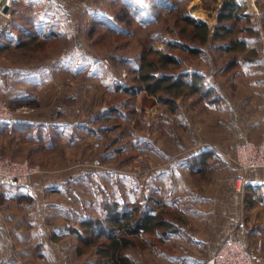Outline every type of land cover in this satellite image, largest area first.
I'll list each match as a JSON object with an SVG mask.
<instances>
[{
    "label": "rangeland",
    "instance_id": "374dc122",
    "mask_svg": "<svg viewBox=\"0 0 264 264\" xmlns=\"http://www.w3.org/2000/svg\"><path fill=\"white\" fill-rule=\"evenodd\" d=\"M159 1L163 0H20L15 5L11 15L19 29L35 31L36 40L45 31L56 35L0 51V99L14 110L28 108L11 122H29L33 129V139L1 131L0 156L37 169L21 188L29 187L34 178L57 183L61 232L48 233L43 224L13 234L14 242L3 252L4 264L94 261V253L76 254L70 227L87 213L103 216L106 200L155 204L156 211L164 208L173 215L175 231L162 239L158 234L140 236L145 244L130 251L134 264L207 258L212 241L199 242L208 239L204 229L196 231L188 223L191 211L209 206L189 201L194 197H222L232 226L247 224L246 181L254 170L245 172L236 164V146L250 139L246 115L241 117L240 110L245 111L253 84L264 83V0H235L242 6L239 12L247 15L237 27L250 24L255 30L252 35L239 33L248 35L247 47L256 53L253 59L239 53L238 65L224 72L230 56L215 47L218 38L210 39L195 57L180 53L186 67L205 73L206 84L219 95L217 101L204 104L194 102L195 96L179 98L177 110L170 112L139 93L132 98L133 112L120 103L129 97L121 87L133 84V70L145 48H165L171 35L167 28L173 25L169 5L203 19L212 32L223 4V0H164L165 7ZM113 107L119 111L111 112ZM205 150L212 152L191 169ZM262 222L250 221L256 235L245 242L252 247L261 240L259 261L264 256ZM230 233L235 236L232 230L222 238Z\"/></svg>",
    "mask_w": 264,
    "mask_h": 264
},
{
    "label": "trees",
    "instance_id": "16d2710c",
    "mask_svg": "<svg viewBox=\"0 0 264 264\" xmlns=\"http://www.w3.org/2000/svg\"><path fill=\"white\" fill-rule=\"evenodd\" d=\"M159 3L166 7L164 0ZM169 6L167 13H170L173 25L167 28L171 35L166 39L165 48L158 49L153 46L145 48L139 55L138 66L133 70V84L120 86L129 96L120 103L130 111H135L132 98L139 93L152 104L157 102L164 104L166 110L170 112L177 110L179 98L195 96L194 102L204 104L217 101L219 95L214 86L206 84L205 73L186 67L180 55L185 53L186 56H197L203 52V47L210 39L218 38L220 42L215 47L230 56L222 67L224 72L238 65L237 54L243 53L247 60L253 59L256 55L255 51L247 47V36L252 35L255 30L250 24L237 27V22L247 15L239 12L242 6L235 0H223L218 23L212 32L203 19L191 16L178 6L173 7L171 4ZM15 10L16 6L11 12ZM17 26L12 15L6 22H0V51L18 49L30 42H44L46 38L56 35L45 31L43 37L36 40L35 31L26 27L25 30L19 29ZM14 29H18V33H14ZM243 31L248 35H239ZM112 111H119V108L113 107ZM31 128L29 122L14 124L0 121V132L9 129L11 132H19L32 138ZM211 152L212 150H205L199 154L190 164V168L197 166L194 164L196 162L198 164L204 162L205 157ZM247 193L249 195L250 191ZM101 210L103 216L87 213L79 219L76 226L70 227L71 233L76 236V254L94 253L96 256L94 261H85L83 264H134L130 251L142 246V243L145 244L141 235L158 234L162 239L177 229L171 219L173 215L171 216L164 208L156 211L155 204H130L106 200L102 202ZM38 251L42 256L40 250Z\"/></svg>",
    "mask_w": 264,
    "mask_h": 264
},
{
    "label": "crops",
    "instance_id": "0c3cea01",
    "mask_svg": "<svg viewBox=\"0 0 264 264\" xmlns=\"http://www.w3.org/2000/svg\"><path fill=\"white\" fill-rule=\"evenodd\" d=\"M6 20V18H2L0 22H6ZM0 85L3 86L1 81ZM253 88L254 89L250 92L251 95L248 94L246 97L245 111L243 110L242 113V109L239 110L241 111V117L242 114L246 115L247 137L255 141L259 140L264 134V91H259L264 90V83H254ZM242 119L243 118H241V120ZM56 184L57 183L53 184L34 178L30 181L29 187L27 188L7 186L3 189L0 194V233L3 235L2 241H0V264H4L2 257L4 258L6 255L3 254V252L8 251L10 245L14 242L13 234L22 233L24 228L26 229L30 226L39 228L45 224L48 233L58 234L61 232V229H59L61 213L59 211L60 206L58 207L56 201L57 191L55 190H58ZM246 187L247 190L250 191V194L248 195L247 193V207L245 211L247 224L242 228H238L236 223L232 226V216L230 213L228 214L227 210L224 208V203H227L222 197L218 198L215 196V199H212L210 197L198 196L189 200L192 202L196 199L205 202L206 207L209 206V209L202 210L199 208L191 211L192 215L188 223V227L192 224L193 229L197 228L196 231L204 229L208 239L206 242L204 239L202 241L198 240L199 242H208L210 244L212 241L210 248L212 251L207 254V258L223 239L224 232L233 230L236 238L246 243L255 238L256 232L254 231V227H250L251 220L254 222L260 219L263 220L262 233L264 238V169H257L250 175L248 174ZM226 201L228 202V200ZM36 202L38 205H35L38 207L35 210L32 206ZM215 203H219V205L215 206ZM25 204H27V206H25ZM13 208H15L14 213H12ZM25 209H27L26 212L23 211ZM19 211H21V213ZM237 212L239 213V211ZM248 217L251 220H249ZM45 221H47L49 225H46L47 223ZM37 231L39 230L37 229ZM39 233H41V231H39ZM43 237L44 235L40 237L41 241L46 238ZM205 260L194 258V260L189 259L186 261L183 259L180 261L178 259H173L170 261V264H205ZM6 264H11V261ZM256 264H264V256L260 261L258 260Z\"/></svg>",
    "mask_w": 264,
    "mask_h": 264
},
{
    "label": "built area",
    "instance_id": "2783aa9c",
    "mask_svg": "<svg viewBox=\"0 0 264 264\" xmlns=\"http://www.w3.org/2000/svg\"><path fill=\"white\" fill-rule=\"evenodd\" d=\"M19 2L20 0H0V17L10 18L11 10ZM18 112L27 113L29 110L26 107L14 110L6 101L0 99V121H13ZM236 154V164L245 172L264 169V136L259 141L245 139L236 146ZM36 172L37 169L29 168L27 163L0 156V193L7 186L20 187L26 184L29 177ZM261 253L260 239L252 247H248L244 241L230 233L205 260V264H256Z\"/></svg>",
    "mask_w": 264,
    "mask_h": 264
},
{
    "label": "water",
    "instance_id": "95a60500",
    "mask_svg": "<svg viewBox=\"0 0 264 264\" xmlns=\"http://www.w3.org/2000/svg\"><path fill=\"white\" fill-rule=\"evenodd\" d=\"M7 9V8H6ZM11 264H19L18 262H13V263H11Z\"/></svg>",
    "mask_w": 264,
    "mask_h": 264
},
{
    "label": "bare ground",
    "instance_id": "6f19581e",
    "mask_svg": "<svg viewBox=\"0 0 264 264\" xmlns=\"http://www.w3.org/2000/svg\"><path fill=\"white\" fill-rule=\"evenodd\" d=\"M195 12H200V10L196 9V11H195Z\"/></svg>",
    "mask_w": 264,
    "mask_h": 264
}]
</instances>
